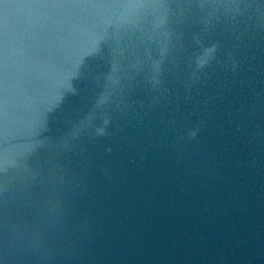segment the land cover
<instances>
[{"label":"water","instance_id":"1","mask_svg":"<svg viewBox=\"0 0 264 264\" xmlns=\"http://www.w3.org/2000/svg\"><path fill=\"white\" fill-rule=\"evenodd\" d=\"M0 264H264V0H0Z\"/></svg>","mask_w":264,"mask_h":264}]
</instances>
